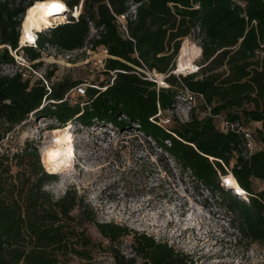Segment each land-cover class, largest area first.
Masks as SVG:
<instances>
[{"label": "trees", "instance_id": "1", "mask_svg": "<svg viewBox=\"0 0 264 264\" xmlns=\"http://www.w3.org/2000/svg\"><path fill=\"white\" fill-rule=\"evenodd\" d=\"M11 1L0 0V66L15 63L20 39L21 44L26 40L20 30L24 15L26 24L32 10L47 0H38L34 7L33 0L16 5ZM62 1L73 10L82 0ZM87 1L78 19L47 29L49 35L39 33L37 47L22 51L36 69L44 63L41 52L46 45L64 51L88 43L93 49L103 46L108 51L104 73L115 72L114 79L87 87L79 97L84 101L72 105L68 93L83 84L80 81L53 84L50 71L44 76L48 89L43 80L24 79L20 72L0 74V264L90 260L93 249L103 246L89 235L90 226L108 243L115 264H194L193 255L166 241L99 222L75 188L59 198L48 192L46 185L58 175L47 169L57 165L46 157V166L45 156L43 165L32 142L15 151L3 145L7 134L30 115L53 118L63 127L74 120L88 128L136 125L204 189L227 198L228 222L243 241L264 243V187L254 189L256 181L264 183V0H93L98 15L86 10ZM134 5L137 17L128 21L127 37L116 16ZM90 23L103 28L99 39L89 40ZM31 33L28 29L27 38L34 43ZM193 37L200 47L198 70L176 77L172 72L182 43ZM143 64L167 76V86L144 80L149 74ZM187 90L204 96L205 104L198 105L207 106L209 115H194L196 107L187 121L174 117L163 125L159 112L183 104L180 97ZM217 116L232 123L263 122L256 133L261 149L243 156L241 135L220 130ZM224 177L229 189L220 186ZM127 238L130 255L121 249Z\"/></svg>", "mask_w": 264, "mask_h": 264}, {"label": "rangeland", "instance_id": "2", "mask_svg": "<svg viewBox=\"0 0 264 264\" xmlns=\"http://www.w3.org/2000/svg\"><path fill=\"white\" fill-rule=\"evenodd\" d=\"M33 1L35 4L32 7L39 4L38 0ZM21 2L12 0L11 5ZM83 3L84 0L80 4ZM97 8L93 0L87 1V11L94 10L98 15ZM81 10H84L83 6ZM66 14L67 20L63 24L74 19L71 12ZM24 20L25 15L21 33ZM49 34V31L44 33ZM182 45L176 71L172 72L176 77L194 73L195 65L201 60L200 47L194 37L185 39ZM20 46L23 47L21 39ZM182 51L185 61L180 64ZM99 54L98 49L84 52L70 62L62 56L56 57L53 62L49 60V63L38 66L37 74L31 73L30 79L35 81L52 71L50 80L53 84L63 80L82 82L68 93L70 103L76 105L84 101L79 99L83 90L91 85H100L113 76L104 73V68L95 67L94 61ZM21 56L26 57V54L21 51L17 57ZM17 68L16 61L4 64L0 66V74L13 76ZM162 75L156 73L160 85L164 87L167 84ZM186 113V109L177 107L170 115L185 119ZM194 115L206 117L209 109L198 105ZM160 119L169 124L165 112ZM27 142L37 145L41 163L45 156L46 166H49L46 157L51 163L50 154L60 152L57 166L54 169L45 167L50 173L58 175L56 181L46 185L45 189L59 198L69 188H75L94 209L99 222L121 224L156 240L166 241L193 255L194 264H264V243L245 242L231 228L227 198L204 189L196 178L183 171L136 125L114 129L96 124L88 128L74 120L63 127L53 118L30 115L27 121L7 134L3 145L15 151ZM67 149L71 150L70 154ZM225 179L221 178L220 186H225ZM263 187L262 181L254 184L255 191ZM88 233L94 241L103 244L102 249L94 248L90 260L72 257L66 264H115L107 248L108 243L96 228L90 226ZM130 242L131 238H127L121 246L128 255L131 252Z\"/></svg>", "mask_w": 264, "mask_h": 264}, {"label": "built area", "instance_id": "3", "mask_svg": "<svg viewBox=\"0 0 264 264\" xmlns=\"http://www.w3.org/2000/svg\"><path fill=\"white\" fill-rule=\"evenodd\" d=\"M82 4H80L78 7H80L81 10ZM78 7H75L73 10L78 9ZM82 12V10H81ZM81 14V13H80ZM79 16L73 17L74 19H78ZM137 17V5L131 6L129 11L123 15L116 16V22L118 26L120 27V31L128 37V21H134L136 20ZM21 30V29H20ZM103 30V28H97L93 23H90V36L89 40L91 39H99L100 38V32ZM37 39H38V34L36 35V40L33 44L27 45L36 48L37 47ZM23 47H19L15 52H14V57L16 59V64L18 66L17 72H20L22 74V77L24 79L30 78L31 73L37 74V70L32 67L30 64V60L27 57L21 56L20 58L17 57L18 51L21 52ZM99 50V55L98 58L95 62V67L99 68H104L105 67V61L108 57V51L106 48L103 46H100L96 48ZM96 49H93V44L88 43L86 44L85 47L81 49H77L74 51H64L60 48L57 47H51L50 45H46V47L42 50V59L44 63L48 62L51 60L52 62L55 60L56 57L62 56L65 58L67 61H74L76 57H80V55L84 52L91 53L95 52ZM49 63V62H48ZM144 66V64H143ZM196 71L198 70V66L195 65ZM145 69L147 70L149 76L147 78H143L144 80H149L152 82H155L159 88L162 86L160 85V82L156 76V71L150 72L146 66H144ZM27 70L29 72H27ZM195 71V72H196ZM194 72V71H193ZM15 73V74H16ZM14 74V75H15ZM113 75V79L115 77V72H111ZM163 78L162 80L167 77L165 75H162ZM40 79L43 80V82L46 84V86L49 89L48 82L45 80L44 76H40ZM85 90L82 91V94L84 95ZM68 96V95H67ZM66 96V97H67ZM188 96V97H187ZM181 102L183 104H177L172 107V109L167 110L165 113L168 115V123L170 122L171 118H174L175 115H170L173 114L176 111L177 107H183L186 109V118L185 119H179L180 121H187L189 119V114L193 108H196L198 104L202 103L205 104V99L204 96L201 94H196L190 91H186L182 97H180ZM183 99V100H182ZM163 112H159V116L161 117ZM169 113V114H168ZM217 126L220 130L223 132H234L238 133L241 135L242 138V144L240 148L242 149L243 156H249L252 155L253 153L257 152L258 150L261 149L260 144L258 143V140L256 138V133L258 130H261L263 127V122L261 121H252L249 123H232L227 121L224 117L222 116H217ZM161 123L164 124L162 121ZM187 173L191 174V172L186 171ZM192 176V174H191ZM193 177V176H192ZM225 187V186H224Z\"/></svg>", "mask_w": 264, "mask_h": 264}, {"label": "bare ground", "instance_id": "4", "mask_svg": "<svg viewBox=\"0 0 264 264\" xmlns=\"http://www.w3.org/2000/svg\"><path fill=\"white\" fill-rule=\"evenodd\" d=\"M53 3H58L60 4L61 10L60 11H54L51 8V5ZM71 12L72 13V17H76L79 16L81 13L80 7H78V9L76 10H70L66 3L62 0H47L43 3L40 4V6H38L37 8H34V10H32V12L30 13V15L27 18L26 24L23 25V30H24V38H26V40L24 39L22 46H27V45H31L33 44L28 38V29L32 32L31 33V37L33 40H36V35L34 34V32H42L46 29H49L51 27H54L56 25H61L64 23L65 20H67V12ZM26 27L28 29H26ZM26 29V30H25ZM26 34V35H25ZM35 42V41H34ZM184 52L182 51V55L180 57L179 63L183 64L184 63ZM187 63V62H186ZM196 67V66H195ZM196 68H194L195 70ZM160 76V75H159ZM67 151L69 152V154L71 153L70 150L67 149ZM59 151H53L50 154V160H51V164H56L59 160ZM43 163V161H42Z\"/></svg>", "mask_w": 264, "mask_h": 264}, {"label": "snow or ice", "instance_id": "5", "mask_svg": "<svg viewBox=\"0 0 264 264\" xmlns=\"http://www.w3.org/2000/svg\"><path fill=\"white\" fill-rule=\"evenodd\" d=\"M61 5L60 4H58V3H53L52 5H51V8L54 10V11H60L61 10ZM71 151V150H70ZM227 182V181H226ZM237 191H239V189H237Z\"/></svg>", "mask_w": 264, "mask_h": 264}, {"label": "crops", "instance_id": "6", "mask_svg": "<svg viewBox=\"0 0 264 264\" xmlns=\"http://www.w3.org/2000/svg\"><path fill=\"white\" fill-rule=\"evenodd\" d=\"M262 147V146H261Z\"/></svg>", "mask_w": 264, "mask_h": 264}]
</instances>
